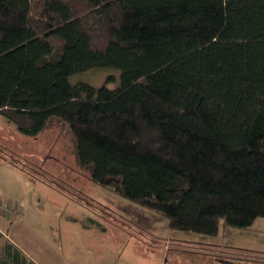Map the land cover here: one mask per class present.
Segmentation results:
<instances>
[{"label":"trees","instance_id":"trees-1","mask_svg":"<svg viewBox=\"0 0 264 264\" xmlns=\"http://www.w3.org/2000/svg\"><path fill=\"white\" fill-rule=\"evenodd\" d=\"M98 67L118 85L71 81ZM0 114L31 136L61 119L94 181L174 230L249 226L264 217V0H0ZM0 264L38 263L7 241Z\"/></svg>","mask_w":264,"mask_h":264},{"label":"rangeland","instance_id":"rangeland-1","mask_svg":"<svg viewBox=\"0 0 264 264\" xmlns=\"http://www.w3.org/2000/svg\"><path fill=\"white\" fill-rule=\"evenodd\" d=\"M119 74L116 69L98 67L73 75L71 81L116 87ZM12 198L22 202L23 206L16 205L19 213L14 218L15 222L21 221L19 227L23 228L17 233L11 230V239L19 244L36 242V247L27 250L38 260L41 242L45 258L52 264L57 231L62 227L64 233L69 231L70 240L82 241L86 237L83 233H87L82 219L88 216L115 228L129 226L135 234L154 241L157 251H163L161 242L171 238L175 243L172 250L180 247L181 241V249L187 253H203L200 261L182 251L172 254L171 260L181 256L185 261H179L182 264H264V217L246 227L229 226L222 221L216 235L174 230L165 216L94 181L89 170L78 163L70 128L59 118L31 136L20 132L0 114V200L13 204L5 200ZM68 215L77 217V223L67 224ZM97 231L90 234L91 241L101 232ZM113 236L111 231L107 242Z\"/></svg>","mask_w":264,"mask_h":264},{"label":"crops","instance_id":"crops-1","mask_svg":"<svg viewBox=\"0 0 264 264\" xmlns=\"http://www.w3.org/2000/svg\"><path fill=\"white\" fill-rule=\"evenodd\" d=\"M5 200L12 202L15 205L23 206L20 200L14 198ZM77 219V217H71L70 215L66 216V222L69 225L70 223H77ZM89 219H92V217L88 216L82 219V226L87 232L85 234L83 233L82 236H86L87 238L85 237L82 241L79 240V242H75L74 240H70L69 231L67 230V233H64V228L62 227L57 231L58 234L54 237L55 241L53 245L55 249L54 264H179L181 261L182 263L185 262L184 259H182L181 256H176L171 260L172 254L174 255L175 252L180 253V251L187 255L189 254L186 250L181 249V241L178 243L180 247L174 246L175 248L172 250L170 248L172 244L175 243H172L173 240H171V238L165 239V241L161 242V245L163 244V251H157L153 245L154 241L144 235L138 233L135 234L127 225H122L119 228L116 226L117 228H115L114 225L108 226L105 222L94 218L93 220L97 221L100 225L92 224ZM15 220L16 218L10 217L7 214H0V247L7 241H11L38 264H52L51 260L45 258L47 255L45 254L41 242H39L40 260H38V258L31 256L27 250L36 247V242L25 241L19 244L20 242L17 243L11 239V230H14V232L17 233L18 229L23 228L19 227L21 221L15 222ZM67 228L69 229L68 225ZM95 231L101 232L97 233L98 237L96 234L95 239L91 241L90 234L94 235ZM111 231H113L114 236L113 238L109 237L111 239V242L109 243L107 242L106 237L107 235L109 236ZM127 232L129 233L126 234ZM103 234L105 236L102 238ZM170 251L174 252L170 253ZM155 252H157V254ZM161 252L163 256L160 255ZM194 252L189 255L194 258L196 257V259L200 261V256H202L203 253L197 251ZM205 260L208 262V259ZM210 260L212 261V259ZM214 262L218 264V261Z\"/></svg>","mask_w":264,"mask_h":264},{"label":"built area","instance_id":"built-area-1","mask_svg":"<svg viewBox=\"0 0 264 264\" xmlns=\"http://www.w3.org/2000/svg\"><path fill=\"white\" fill-rule=\"evenodd\" d=\"M19 213L18 208L16 207V205L13 204H9V203H3L0 200V214H7L10 217H14L15 215H17Z\"/></svg>","mask_w":264,"mask_h":264}]
</instances>
